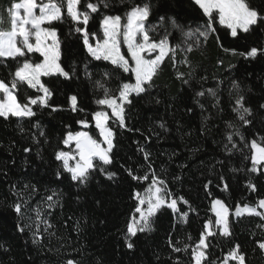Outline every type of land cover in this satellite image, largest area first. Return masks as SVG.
I'll use <instances>...</instances> for the list:
<instances>
[{
    "label": "trees",
    "instance_id": "obj_1",
    "mask_svg": "<svg viewBox=\"0 0 264 264\" xmlns=\"http://www.w3.org/2000/svg\"><path fill=\"white\" fill-rule=\"evenodd\" d=\"M15 2L0 0L5 29L10 27L8 10ZM145 2L152 5L149 23L157 26L152 35L158 40L167 29L170 46H178L175 57L164 59L147 92L130 96L131 103L125 105L126 127L109 120L114 132L112 163L103 172H91L85 184L71 180L56 153L66 150L65 137L80 131L81 121L97 138L92 117L99 110L97 99L104 96L96 85L103 73H113L103 83L116 96L122 83H133V76L92 59L70 20L48 25L57 30L61 41V66L74 74L41 78L52 93L50 106H33L32 118L0 117V264H194L191 249L204 225L209 220L214 223L212 201L220 199L231 213L237 206H256L264 199V173L250 171V143L264 140V54L246 56L253 47L264 49V26L258 22L233 37L216 23V31L206 41L198 35L185 40L169 18H175L185 32L202 29L207 17L192 0H108L107 8L101 4L92 13L87 30L100 38L104 15L123 17L133 4ZM247 2L264 15V0ZM189 44L191 52L185 51ZM30 59L41 60L36 54ZM16 66L14 60L0 63V79L11 80ZM202 91L205 95L198 96ZM237 91L252 112L248 125L233 111ZM37 95L41 94L26 84L17 92L18 99ZM72 96L77 97L76 110ZM237 129L245 139L233 136L237 145L233 148L227 137ZM107 173L115 175L109 179ZM154 178L165 181L172 194L169 201L177 200L178 211L161 207L151 218L152 230L131 237L127 224L138 206L136 194L145 192ZM50 195L51 202L47 201ZM16 203L24 204L22 215L14 211ZM182 213L186 218L181 219ZM229 227V236L215 228L217 234L208 237V259L202 264L223 263L236 245L245 264H264L259 247L264 243V219L230 214ZM129 242L133 247H128Z\"/></svg>",
    "mask_w": 264,
    "mask_h": 264
},
{
    "label": "snow or ice",
    "instance_id": "obj_2",
    "mask_svg": "<svg viewBox=\"0 0 264 264\" xmlns=\"http://www.w3.org/2000/svg\"><path fill=\"white\" fill-rule=\"evenodd\" d=\"M194 2L202 10L203 15L207 17L202 29H190L185 32L183 26L178 24L175 18H169L171 27L179 30L185 40L198 35L206 41L209 34L216 31L214 27L216 23L230 29L233 37L237 36L238 29L248 32L251 26L256 25L258 22L264 26V15L259 14L256 9L250 7L247 0H194ZM101 4L105 8L109 6L108 0H96V2L84 0L83 4L82 0H17L8 10L9 28L5 29L3 27V17L0 16V63H5L7 60L17 62L15 71L10 72L11 80L0 79V117L5 120L9 117L32 118L36 115L33 106H50L48 100L52 93L42 82V77L58 74L70 78L74 74V72L70 73L61 66V41L58 38L57 30L54 27H44V25L51 26L54 22L64 23L70 20L74 26V31L81 35L83 44L92 59L107 61L114 68L122 70L123 73H131L134 76V83H122L117 89L118 96H116L103 83V80L113 75L112 72L105 71L102 80L96 81V85L104 90V96L97 99L96 102L106 109H111V116L106 110L94 113L93 119L95 120L96 129L99 131L100 139L94 138L87 131L70 132L63 143L66 147H71L74 143V150L70 152L58 151L56 153V160L62 162V168L70 174L71 180L78 181L81 184L88 181L91 172L97 169L103 172L105 170L104 166L112 163L110 153L114 147V132L109 126L110 118L115 117L113 122H118L119 127H126L125 105L131 103L130 96L145 93L153 86V77L157 75L160 65L169 55L174 59L176 47H178L170 46L169 36L171 34L167 29L165 34L158 40L152 35L157 26L149 23L152 5L147 2L133 4L123 17L120 15H104L101 21L103 36L98 38L96 33L87 30V25L89 20L92 19V13L98 12ZM160 19L163 22L165 18L161 17ZM92 39H95V44L91 42ZM122 46H126V53H122ZM185 51L191 52L192 45L189 44ZM37 53L43 58L39 62L30 59L31 54ZM258 54H264V49L253 47L246 56L255 58ZM127 57H130V60ZM85 67L87 68V66ZM21 84H27L29 88L37 93H42V95L36 97L25 96L18 99L17 92ZM233 88L238 90L239 85L233 84ZM208 92L213 97L216 96L214 90L209 89ZM197 95L204 96L205 93L202 91ZM244 100V96L237 91L233 111L237 113L239 120L244 125H248L251 121L247 117L252 112L249 107L245 106ZM71 101L73 110H76L77 97L72 96ZM55 110L53 109V111ZM80 123L83 127H88L86 121ZM229 127H232V125H229ZM233 136H240L242 141L245 139L238 129L234 130L227 137L233 148L237 146L233 142ZM250 150L252 164L250 171H264V140L261 142L251 141ZM145 159H148V153H145ZM59 175L58 172V178ZM107 175L111 179L115 173H107ZM129 175H132V173L129 172ZM153 177H155L154 173ZM133 179L148 180L149 177L133 176ZM249 187L255 191V185L250 183ZM225 190H227V185H225ZM53 195L48 196L47 201L51 202ZM171 195L167 190L165 181L159 178L152 180L143 196L137 193L138 206L135 208V212L139 213V217L133 215L127 224L128 235L134 237L138 232L151 231V218L162 206L171 208L173 212L178 211L177 200L171 199L169 202ZM180 200L187 203L182 197ZM145 205H147L146 208ZM23 207V203L13 205L14 211L18 215L23 214ZM48 207L51 208L52 204L49 203ZM257 207L264 209V199L257 202ZM257 207L237 206L235 212L231 214L239 217L247 213L264 219V212L257 211ZM211 210L215 216L214 223L209 220L204 225V231L201 233L198 243L191 249L194 264H202L203 261L208 259L206 250L209 244L207 240L208 237L217 234L215 228L218 227L220 234L223 236L231 234L229 206L220 199H215L212 202ZM186 215V213H182L181 219L186 218ZM36 216L37 219L41 216L39 209L36 210ZM20 230L23 231V228ZM128 247L131 248L133 245L129 242ZM259 247L264 250V243H260ZM173 250L181 251L176 247ZM184 250L187 251L188 247L186 246ZM229 261L245 264V257L240 254L239 245H236L229 252L224 258L223 264H229ZM69 264H72V262L69 261Z\"/></svg>",
    "mask_w": 264,
    "mask_h": 264
},
{
    "label": "rangeland",
    "instance_id": "obj_3",
    "mask_svg": "<svg viewBox=\"0 0 264 264\" xmlns=\"http://www.w3.org/2000/svg\"><path fill=\"white\" fill-rule=\"evenodd\" d=\"M192 2L193 3H195L194 2V0H192ZM196 4V3H195ZM196 6L197 7H199L197 4H196ZM200 9V8H199ZM201 10V9H200ZM202 11V10H201ZM203 13V12H202ZM221 26V25H220ZM44 27H48V25H44ZM225 28V27H224ZM227 29V28H226ZM100 30H101V36H100V38H102V36H103V31H102V28H101V24H100ZM228 31H229V33H230V35H231V30L230 29H227ZM238 31H242V30H237V32ZM232 36V35H231ZM93 44H95V39H93L92 41H91ZM85 50L87 51V49L85 48ZM121 51H122V53H126L127 52V48H126V46H122L121 47ZM88 53V52H87ZM36 55H38L39 56V54L37 53ZM153 55H155V54H153ZM41 58V60L43 59L42 57H40ZM129 60H130V57H127ZM40 60V61H41ZM102 61H104V60H102ZM107 62V61H106ZM56 75H58V74H56ZM133 76V75H132ZM133 83H134V76H133ZM27 85V84H26ZM41 95H42V93H40ZM71 105H72V101H71ZM98 107H99V110L98 111H100V110H106V111H108V113H109V115L111 116V109H106L104 106H101V105H98ZM94 116V115H93ZM110 119H114L115 120V117H111ZM89 127V126H88ZM88 127L87 128H85V127H83V125L81 124V130L80 131H87V129H88ZM92 128L93 129H95V131H96V134H97V139H100V137H99V131H98V129H96V127H95V120L93 119V117H92ZM88 132V131H87ZM67 137V136H66ZM65 137V138H66ZM63 146L65 147V152H70V151H73L74 150V148H75V145H74V143L71 145V147H66L65 145H64V143H63ZM61 162V161H60ZM61 164H62V162H61ZM263 173H264V171H263ZM70 175V174H69ZM147 191V190H146ZM146 191L145 192H143V193H141L140 195L141 196H143L145 193H146ZM137 202H138V200H137ZM170 202V201H169ZM213 202V201H212ZM212 202H211V205H212ZM145 208L147 207V205H145L144 206ZM162 207H164V206H162ZM165 207H167V206H165ZM240 207H243V206H240ZM249 207H257V205L256 206H249ZM169 208V207H168ZM171 209V208H170ZM210 209H211V206H210ZM236 209V208H235ZM235 209L231 212V213H234L235 212ZM172 210V209H171ZM257 211H259V212H264V209H261V208H259V207H257ZM211 213H212V215L214 216V213L212 212V210H211ZM230 213V214H231ZM137 218L139 217V213H136L135 212V214H134ZM232 215V217L233 218H236L237 216H235L234 214H231ZM244 215H249V214H247V213H244L243 215H241V216H244ZM229 217H230V215H229ZM240 217V216H239ZM214 221H215V216H214ZM218 231H219V233H220V229L217 227L216 228ZM264 251V250H263ZM236 262V261H235ZM221 264H223V263H221Z\"/></svg>",
    "mask_w": 264,
    "mask_h": 264
}]
</instances>
